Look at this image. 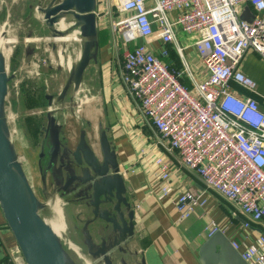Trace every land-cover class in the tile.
I'll return each mask as SVG.
<instances>
[{
  "label": "built area",
  "instance_id": "built-area-1",
  "mask_svg": "<svg viewBox=\"0 0 264 264\" xmlns=\"http://www.w3.org/2000/svg\"><path fill=\"white\" fill-rule=\"evenodd\" d=\"M98 3L104 15L108 9L117 12L112 29L125 45L132 44L124 53L122 79L162 144L208 190L237 205L249 221H262L264 93L243 66L250 52L264 60V0H97V8ZM247 10L250 20L242 18ZM180 33L193 38L206 71L201 81L185 63L178 70L163 60L174 45L186 62ZM156 41L159 51L153 46ZM184 74L191 78V88L181 81ZM156 167L164 199L175 189L172 165L158 158ZM207 202L190 189L175 199L181 219ZM205 231L213 237L221 227L211 221ZM233 246L240 250L237 242ZM240 252L247 264H264V235ZM10 256L13 264H27L19 247Z\"/></svg>",
  "mask_w": 264,
  "mask_h": 264
},
{
  "label": "crops",
  "instance_id": "crops-1",
  "mask_svg": "<svg viewBox=\"0 0 264 264\" xmlns=\"http://www.w3.org/2000/svg\"><path fill=\"white\" fill-rule=\"evenodd\" d=\"M97 12L99 58L84 73L81 92L85 100L80 119L64 110L66 127L63 135L74 146L83 128L89 138L98 137L101 130L107 131L136 210L135 237L131 247L138 253L139 260H144L145 264L247 263L240 250L255 244L257 238L264 235V219L258 223L249 221L237 205L208 190L200 177L182 164L178 154L162 144L160 134L143 116L139 102L129 93L122 79L127 48L122 50L119 42L114 43L118 34L113 31L112 23L118 16L110 9L104 15L106 11L101 3H98ZM184 35L180 33L179 41L186 47V62L182 61L174 45L170 46L168 61L167 58L163 60L170 68L178 70H182L185 63L195 79L201 81L206 77L205 67L193 48V38ZM153 46L159 51L160 42H154ZM257 65L262 67L261 75L254 69ZM243 70L259 83L260 91L264 93V60L250 52L245 57ZM181 81L192 87L187 74ZM261 107L264 111V106ZM83 122H86L84 127L81 126ZM158 158L172 165L171 180L175 189L164 199H160L159 194ZM184 189L202 193L208 202L189 218L181 219L175 199ZM211 221L221 227L220 236L214 239L205 231ZM246 223L250 224L249 227H245ZM234 242L240 244V250L233 246ZM16 247V238L0 207V262L13 264L10 254Z\"/></svg>",
  "mask_w": 264,
  "mask_h": 264
},
{
  "label": "water",
  "instance_id": "water-1",
  "mask_svg": "<svg viewBox=\"0 0 264 264\" xmlns=\"http://www.w3.org/2000/svg\"><path fill=\"white\" fill-rule=\"evenodd\" d=\"M248 10L242 18L250 20ZM36 11L54 39L75 31L82 39L79 60L72 66L61 92L57 97L45 96L49 110L44 139L48 145L45 148L43 143L38 163L42 192L46 195L52 185L67 199L74 234L82 237L90 258L104 264H145L131 247L136 210L107 131L89 138L83 128L74 146L63 135L64 110L80 119L85 100L80 96L84 73L99 58L97 0H50L37 5ZM61 21L68 24L65 30L60 29ZM6 62L0 48V207L27 264H73L60 238L41 216L40 198L16 155L6 120V98L13 78ZM85 125L83 122L81 126ZM77 225L80 228L74 227ZM220 234L219 231L212 238Z\"/></svg>",
  "mask_w": 264,
  "mask_h": 264
},
{
  "label": "rangeland",
  "instance_id": "rangeland-1",
  "mask_svg": "<svg viewBox=\"0 0 264 264\" xmlns=\"http://www.w3.org/2000/svg\"><path fill=\"white\" fill-rule=\"evenodd\" d=\"M48 2L50 0H0V48L11 50L6 65L9 76H13L6 98V120L18 161L22 163L27 178L40 198L41 216L46 221L54 217L48 203L51 199H59L62 204L67 230L60 240L68 253L69 261L72 260L73 264H104L102 260L90 258L81 242L82 237L78 234V238L74 234L72 211L68 207L67 199L61 197L52 185L48 186L46 195L42 192L38 163L43 143L45 148L48 145V140L44 138L49 104L45 98L39 105L37 96L42 93L44 96L48 94L57 97L82 51V39L78 34L76 39L69 41H57L52 37L42 15L36 11L37 5ZM111 11L115 12L114 9ZM115 36L114 43L119 42L122 50L132 47V44L125 45L119 34ZM110 39L113 40L111 36ZM181 41L184 40L181 38ZM58 54L63 56L62 60ZM116 57L121 61L120 57ZM165 60L168 61V58ZM254 69L258 75L263 73L261 65ZM24 80L29 82L27 81L28 85L26 84L23 93ZM41 86L44 88L42 91ZM82 95L83 93L80 96ZM70 98L71 94L66 100ZM76 228L80 227L77 225ZM68 239L81 248V255L69 247Z\"/></svg>",
  "mask_w": 264,
  "mask_h": 264
},
{
  "label": "bare ground",
  "instance_id": "bare-ground-1",
  "mask_svg": "<svg viewBox=\"0 0 264 264\" xmlns=\"http://www.w3.org/2000/svg\"><path fill=\"white\" fill-rule=\"evenodd\" d=\"M59 26H60L61 30H65L68 27V24L65 21H61ZM77 34H79V32L75 31V32H72L69 35L65 36L64 38H57L56 40L57 41H69L70 39H76ZM0 45H2V41L1 40H0ZM1 47H3V46H1ZM1 50L3 52L4 57L6 59H8L10 54H11V50L10 49H5V48H2ZM58 55L60 56L61 54H58ZM62 58H63V56L61 55V60H62ZM48 203H49V206H50L51 210L54 213V217L51 218L47 222L52 227V229L55 232V234L59 238H63L64 235L66 234L67 225H66V220H65V215H64V210H63L62 204H61L60 200L56 199V198L55 199H51L50 202H48ZM68 241H69V239H68ZM71 241L68 242L69 243V247L71 249H73L78 255H81V251L82 250L80 251V249L74 243H72ZM88 264H91V263H88Z\"/></svg>",
  "mask_w": 264,
  "mask_h": 264
},
{
  "label": "trees",
  "instance_id": "trees-1",
  "mask_svg": "<svg viewBox=\"0 0 264 264\" xmlns=\"http://www.w3.org/2000/svg\"><path fill=\"white\" fill-rule=\"evenodd\" d=\"M29 82V80H24L23 82H22V90H23V93L25 92V86H26V84L28 85V82ZM42 90H44V88H43V86H41V88H40V91H42ZM43 94L41 93V95L40 96H37V102H38V104L40 105V104H42V100H45V96L43 95ZM24 96H26L25 94H24Z\"/></svg>",
  "mask_w": 264,
  "mask_h": 264
},
{
  "label": "flooded vegetation",
  "instance_id": "flooded-vegetation-1",
  "mask_svg": "<svg viewBox=\"0 0 264 264\" xmlns=\"http://www.w3.org/2000/svg\"><path fill=\"white\" fill-rule=\"evenodd\" d=\"M51 173H52V171H50V175H51ZM75 228H76V226H74ZM78 236V235H77ZM78 238H79V236H78ZM81 240V239H80Z\"/></svg>",
  "mask_w": 264,
  "mask_h": 264
}]
</instances>
